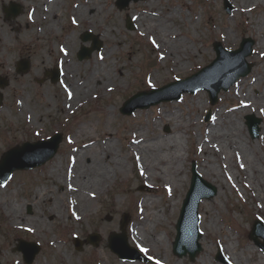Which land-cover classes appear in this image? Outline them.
I'll return each instance as SVG.
<instances>
[{"label":"rangeland","instance_id":"obj_1","mask_svg":"<svg viewBox=\"0 0 264 264\" xmlns=\"http://www.w3.org/2000/svg\"><path fill=\"white\" fill-rule=\"evenodd\" d=\"M10 1L21 3L25 8L23 7L19 17L8 20L4 17L3 5H8ZM225 1L153 0L155 3L154 12L163 14L165 7L175 8L179 11L176 14L174 11L176 16L173 21L169 20V22L176 33H183L188 38L180 35L181 38L189 42L190 47L179 53L185 66H181L179 70L176 67V70L174 61L180 55L175 53L172 59H162L160 54L163 50L157 49V47L153 48L148 42L147 36L141 34L137 26L134 30L127 27L128 19L131 18L134 23H137V17L147 13L149 9L147 0L131 2L130 6L123 11L118 9L116 0H112L109 4L111 9L106 11L105 15L99 16L96 26L84 21L74 24L71 19L70 8L74 5L86 4L84 0H62L54 18L59 22L55 24L56 27L50 30H46V23L42 17H36L37 13L29 14L32 8L37 9L38 0H0V43L2 46L0 53L8 57L6 67H0V76H6L10 80L9 85L1 90L4 99L0 105V157L12 146L22 145L27 140L33 141L36 138H46L58 132L63 133V142L57 151L58 154L53 159L31 171H16L6 185H0V189L5 191V195L9 196L8 194H10L13 197H10V200L13 201L14 207L17 205L19 207L17 209L21 210L26 217L32 218L34 214H37L45 219L47 224L53 221L54 215L45 211V206L49 202L46 203V200L36 201L34 196L39 195L45 188L54 193L62 192V186L57 181V174L50 175L48 173L51 168L56 167L59 161H61L63 170L67 168L71 163L68 160V153L71 150L68 141L75 140L74 132L79 126L91 124L87 126L89 127L88 131L82 134L83 138L78 139L74 145L94 144L104 140V135L107 133L116 143L114 155L117 154L119 158L123 156L130 166L127 172L121 171L113 175V180L101 192L98 206L103 212L101 219L114 224L113 231L119 233L121 232V221H124V214L129 215L126 234L130 243H128V247L131 251L134 248H138L140 251L141 248H146L141 242H133L132 228L136 225L135 222L140 213L139 207L143 204L144 198L151 196L155 201H158L157 208L164 210L166 207L168 213V217L164 216L160 224L149 223L151 231L161 236L165 244L160 248L155 245L149 246L146 255L160 261V264L161 262L165 264H204V260H207L208 264H239L236 256L231 254V250L228 252L224 250L227 244L221 241L226 242L227 239L238 244L236 250L238 253H245L246 256H249L251 254L244 248L250 247L254 250L256 257L264 256V251L259 245L249 239L253 221L257 217L264 220V198L258 196L257 185L258 181L263 179L258 174L261 169H264V162L256 161L258 173L255 176H258L250 179V174H244L245 167L241 165L243 160L238 155L233 154L229 157L225 155V157L211 161L218 176H208L207 172L203 171L204 161L200 158L201 138L204 140L211 125L219 122V114L225 109L226 113L230 114L238 125L235 132L237 139L240 134L245 139V144H254L257 150H263L260 142L264 141V98H254L248 89H244L243 92L241 83L247 79L248 84L256 85V78L261 72V67L264 68V3L261 2L254 7H241L242 4L239 5L235 0H227L229 6L226 8ZM133 5L137 6L130 10ZM99 7L102 5L100 4ZM88 13L94 14V10H90ZM87 31L98 35L103 41V45L100 51H95L89 59L80 60L76 55L81 45H91V41L86 43L81 40V36ZM71 33L76 38V45H74L76 50L74 48L72 55L74 62L88 65L94 61L102 64V60H105L112 69L115 78L108 84L111 86L110 88L104 89V91L97 90L87 101L81 100L79 104L75 105L72 112H68L64 110L63 102L65 96L62 86L63 70L61 80L56 83L48 78L47 72L59 65L61 61L59 48L65 37ZM244 37H251L255 41L254 52L247 58V61L253 63V70L243 79L240 78L228 90L221 91L216 105H211L207 91L199 90L196 93H184L180 101L160 102L156 106L150 104L158 101L161 97H157L154 102L148 101L147 98L154 95L148 94L143 97L142 104L150 105L147 109L136 110L129 116L120 112L125 99L137 91H147L150 90V87H163L177 81L178 78L184 80L204 65L209 64L212 59L216 58L213 48L215 41H221L227 49H237ZM118 41H121V44L117 47L116 53H111L104 59L99 58L98 54L101 52L109 54L108 51L112 47L115 48ZM199 49L203 51L204 56L198 54ZM259 50H263V52H259ZM21 57L30 60L28 73L20 74L16 71V64ZM118 68H121L122 73L118 71ZM85 70L86 66L82 67L78 75ZM100 82L102 81H97L95 85L99 86ZM196 86L198 85L196 84ZM257 89L255 88L254 91L257 92ZM240 90L243 92L242 94ZM254 91L253 94H255ZM22 93L25 101H28L30 96L32 97L28 109L31 108L33 112L30 110L24 114L19 112L18 95ZM234 93H238V96L234 97ZM44 95H46L45 100L48 103L42 102ZM172 112L184 115L185 128L182 125L179 126L180 121L170 122L169 113ZM107 114H111L114 118L113 124H106ZM210 114L212 118L208 120L207 117ZM249 114H254L256 117L253 119L259 122L258 128L253 132L249 130L247 122ZM139 129L144 132H147L148 129L149 134L156 136L178 135L183 137L181 157L178 161V167L180 166L179 168L182 169L183 180L179 182V186L174 183L175 187L173 188L172 185H167L162 178L149 179L141 173L136 156L127 152L129 136L135 135ZM37 133L40 136H37ZM258 141L260 144L257 143ZM170 155L174 158L176 154L171 152ZM162 156L170 157L167 152H162ZM154 159L155 157H153ZM105 163L112 166L110 160H106ZM194 166L206 180L216 185L217 196L204 199L200 203L202 237L199 241L203 249L199 251L195 260L190 261L188 256L179 258L174 255L173 241L177 233L176 220L179 218L183 199L190 187V177H192ZM63 170L60 173L63 174V179H67L66 172ZM155 170L159 172V169ZM150 191H153L154 194L151 195ZM171 193L174 194L173 198H170ZM175 200H178V204L174 209ZM114 206L119 207L120 211L112 212L111 209ZM69 214L67 210L61 225H48V229L44 233H39L26 229L24 226L28 223L25 221H19L18 225L14 223L1 203L0 261L3 264H26L22 260V253L13 250L17 246L18 238H23L37 242L41 247L33 264H146L119 259L108 247L110 232L101 234L96 229L94 222L87 217L79 225L78 221L72 220ZM210 214L215 217L216 225H208L206 215ZM68 215L70 223L75 229L72 233L68 226ZM94 232L101 237L99 245L93 246V244L84 243L81 250L74 247V237L85 240ZM62 235L66 237L65 241L56 240ZM260 240L264 241L262 238ZM125 252L130 253L128 249H125ZM246 262L242 261V264H247Z\"/></svg>","mask_w":264,"mask_h":264},{"label":"bare ground","instance_id":"obj_2","mask_svg":"<svg viewBox=\"0 0 264 264\" xmlns=\"http://www.w3.org/2000/svg\"><path fill=\"white\" fill-rule=\"evenodd\" d=\"M62 0H38L37 9L35 11L36 17L40 16L44 19L46 23V30H50L56 27L59 20H55L56 12L59 9V5ZM86 4H82L80 6H72L70 8L71 19L76 23H81L82 21L91 23L96 26V20L99 16L105 15L106 11L111 9L109 5L112 0H84ZM149 2V9L146 14H141L137 17V23L134 25H130L129 27H138V31L141 34L147 36L148 42H152L155 40V47L157 49H162V53L160 56L164 59H172L174 54H178L181 50H186L190 47L189 42L181 38L180 35H184L183 33L179 34L172 28L169 20L175 18L174 15L179 11L175 8L165 7L164 13L159 14V12L155 11V3L153 0H147ZM241 7L249 6L254 7L259 5L261 2L264 3V0H235ZM81 2V1H80ZM102 7H99V5ZM137 5H133L130 7H135ZM69 10V9H68ZM90 10H94V14H89ZM181 13V11H180ZM93 15V16H89ZM39 19V18H38ZM185 36V35H184ZM187 38V36H185ZM188 39V38H187ZM153 43V42H152ZM121 41L117 42L115 48H111L108 52L109 54H103L101 52L98 54L99 58L104 57L107 58L112 54L116 53V49L120 46ZM76 45V38L73 33L71 35H67L65 39L62 41L61 47L59 48V53L61 54L60 65L63 70L64 81H63V91L65 96L63 98L64 102V110L68 112H72L73 108L76 104H79L81 100H88L89 97H92L97 90H102L110 88L108 86L115 77L113 75L112 69L109 67L108 62L102 60V64L98 61H94L91 64L84 65V63H76L74 62L72 55L74 52V48ZM2 46L0 43V52L2 51ZM76 50V48H75ZM259 52H263V50H259ZM198 54L200 56H204L202 50H198ZM8 57L7 55L0 53V67L5 68L7 65ZM86 66V70L78 75L80 69ZM175 68L178 70L181 66H185V62L180 55L176 61H174ZM176 68V70H177ZM118 71L122 73L121 68H118ZM123 77V76H122ZM155 79V77H154ZM153 79V80H154ZM257 84L252 86L248 84L247 79H244L241 83L242 91L244 89H248L251 92V96L256 99L264 98V68L261 67V72L258 74ZM101 80V84L99 86L95 85L97 81ZM263 85V87H261ZM255 88H258L257 92L254 91ZM241 92V94L244 92ZM253 91L255 94H253ZM24 93V92H23ZM22 94L18 95V110L21 114L31 112L32 109H28V104H31L32 97L25 101V97ZM69 93H71V99L69 98ZM247 95V93H246ZM234 97L238 96V93H234ZM46 99V95L42 99V102L48 103ZM37 104V103H35ZM65 114V113H64ZM176 112L169 113L170 122L175 120L177 122L180 121L179 126H183L185 128V117L183 114L178 115ZM219 122L213 123L210 129L207 131V134L203 140L201 138L200 144V158L204 161L203 171L207 172L208 176H218L216 168L213 164H211L212 160H217L220 157H229V155L233 156V154L238 155L242 160V164L245 168V175L250 174L251 178H257L259 175L263 179L259 180L258 191L259 197L264 198V169H261L258 175L257 174V165L256 161L260 160L264 162V141H261V146L263 150H257L254 144H245V139L242 135L239 134L237 136L235 134L238 125L236 124L235 119L228 113H226V109L219 114ZM166 118V114L164 115ZM180 118V120H178ZM106 124H113L114 118H112L111 114H107ZM91 124H87L89 126ZM86 125H81L74 132L75 140H70L72 143L76 144L78 139L83 138L84 133H86L89 129ZM91 128V127H90ZM92 130V128H91ZM104 140H100L94 144H84V146L74 147L71 144V150L68 153V160H71V163L67 166L65 170L62 169L61 161L57 162L56 167L51 168L50 175L57 174V181L62 186V192L54 193L50 192L48 188L42 190L39 195L34 196V199L37 201L46 200L49 202L45 206L46 213L50 215H54L53 221L49 224L37 214H34L32 218L26 217L22 214V211L17 209L19 208L17 205H13V201L10 200L12 197L5 195V191L0 189V204L2 203L4 208H6L8 215L11 217L14 223L17 225L19 221L27 222L26 229H32L33 231H37L39 233H44L48 228V225L57 224L58 226L62 224V219L68 210L69 215L72 220L78 221V224H82L85 218H90L96 227V229L102 234L106 232L113 231V225L111 223H107L103 221L101 208L99 205V201L101 200V192H103L104 188L110 184L113 180V175L117 172H127L130 168L127 161L124 160L123 156L119 158L116 154V143L113 141L111 135L105 133ZM203 137V136H202ZM182 136L173 135V136H156L155 134H149L148 129L147 132H144L142 129H139L135 132V135H130L128 138V146L127 152L133 153L139 163V169L144 176L149 179H153L155 177L162 178L167 185H172L173 188L179 186L183 180L182 169L178 167V161L181 157V149H182ZM258 144L259 141L257 142ZM162 152H167L168 156H162ZM173 152L176 155L174 158L170 155ZM178 153V155H177ZM257 154V155H256ZM114 155V156H113ZM111 156H113L111 158ZM118 156V158H117ZM121 156V155H120ZM153 157L155 159L153 160ZM88 159V160H87ZM88 161V163L86 162ZM106 160H110L112 164H106ZM87 163V164H84ZM155 169H159V172ZM61 170L65 173V177L67 179H63V174H61ZM175 183V184H174ZM262 189V190H261ZM151 195L154 194L153 191H150ZM13 198V197H12ZM143 204L139 207L140 213L138 214V219L135 222L136 225L132 228V237L133 242H141L143 246L148 248L152 245H155L157 248L163 246L165 244L164 239L161 236H158L151 231L149 227V223L153 222L155 224H160L164 216H167V208L164 210H160L158 207V201H155L151 196H147L143 200ZM178 200L174 201V209L177 207ZM151 206V208H149ZM168 207V206H167ZM208 209V208H207ZM112 212L117 213L120 211L119 207L114 206ZM68 215V226L70 232H74V226L70 223V217ZM206 219H208V225L213 226L217 224L215 217L210 215H206ZM65 233V232H64ZM69 233V232H68ZM70 234V233H69ZM56 240L65 241L66 237L64 235L57 237ZM222 243H226L225 251L231 250V254L235 255L237 258V262L242 264V261H247V264H264V256L256 257L254 255V250L250 249V247H245L244 249L248 250L251 255L246 256L245 253H238L236 250L238 248V244L231 242V240L221 241ZM229 254V253H228ZM231 254H229L231 256ZM232 257V256H231ZM252 260H250V258ZM204 264H208L207 260H204Z\"/></svg>","mask_w":264,"mask_h":264},{"label":"water","instance_id":"obj_3","mask_svg":"<svg viewBox=\"0 0 264 264\" xmlns=\"http://www.w3.org/2000/svg\"><path fill=\"white\" fill-rule=\"evenodd\" d=\"M129 2V0L126 1V4ZM6 10V9H5ZM8 11V10H6ZM91 38L90 36H87L85 39ZM252 45V42L250 43V46ZM99 45H97L98 47ZM216 50L218 52V59H221V54L223 51L221 44L219 43L216 46ZM241 51V50H239ZM86 49H84L83 53H86ZM90 54V53H89ZM88 54V55H89ZM81 58L85 56H80ZM216 61V62H217ZM29 68V63L20 62L19 70L21 72H26ZM247 71L243 74L246 75L251 67L246 68ZM58 73H55V76L53 77V81H58ZM7 82L4 81V79L0 80V86L3 88ZM228 87H226L227 89ZM220 90V87H217L215 91H213V103L217 101V94ZM181 92V91H180ZM180 92L176 94V96L172 99H179L180 98ZM2 99V95L0 94V100ZM167 100V99H166ZM61 141V138H55V140H51L47 143H35V144H24L21 147H16L13 150H10L3 154L2 159L0 160V183L4 185L11 175L16 170H24V169H32L34 167L40 166L47 162L49 159H51L55 153H57V149L59 146V143ZM216 189L210 185L209 183L205 182L204 180H201V178L197 175V173L194 171L193 179H192V185L191 189L188 192L187 198H185L184 206L181 212V217L178 220V235L176 238V241L174 243L175 247V253L179 256L186 255L187 252L190 253V258L192 260L195 259L199 251H201V245L198 243V240L200 239V233H199V214H198V207L199 203L202 200L203 197H213L216 194ZM129 221V216L125 215V219L122 222V232L123 235H117L125 237V229L126 225ZM253 232L251 235V238L257 241V236H262L264 238V225L263 222L257 221L254 223ZM115 235V234H112ZM125 240V238H124ZM126 241V240H125ZM92 242L97 245L99 241L97 239L92 240ZM83 244V241L78 240V244L76 247L79 248ZM261 246V249L264 250V243H259ZM110 248L117 253L121 258L128 257V258H134L136 259L139 257V255L130 256L126 253H123V249L120 247V242L115 243V240H113V244H111ZM16 250L22 251L24 253V259L26 263L31 264L35 259L36 255L39 252V246L35 243L26 242L23 240H20L19 246L16 248ZM1 264V262H0Z\"/></svg>","mask_w":264,"mask_h":264},{"label":"snow or ice","instance_id":"obj_4","mask_svg":"<svg viewBox=\"0 0 264 264\" xmlns=\"http://www.w3.org/2000/svg\"><path fill=\"white\" fill-rule=\"evenodd\" d=\"M152 42H153L154 44L156 43L155 40H153ZM101 59H103V57H101ZM69 98L71 99V93H69ZM137 159H139V158L137 157ZM142 174H143V173H142ZM169 191H171V190H169ZM29 231H32V229H29ZM141 251L144 252L145 254L148 253V249H147V248H141ZM149 259H151V257H149ZM157 264H160V262L157 261Z\"/></svg>","mask_w":264,"mask_h":264}]
</instances>
